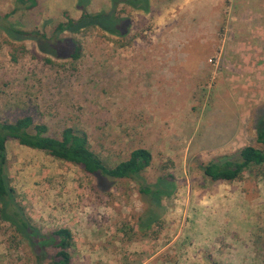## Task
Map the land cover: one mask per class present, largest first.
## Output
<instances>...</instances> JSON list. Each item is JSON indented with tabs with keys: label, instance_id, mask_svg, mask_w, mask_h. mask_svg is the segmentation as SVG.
<instances>
[{
	"label": "rangeland",
	"instance_id": "obj_1",
	"mask_svg": "<svg viewBox=\"0 0 264 264\" xmlns=\"http://www.w3.org/2000/svg\"><path fill=\"white\" fill-rule=\"evenodd\" d=\"M89 1L88 13L109 10L108 0ZM36 2L10 21L49 38L64 14L81 16L77 0ZM263 5L152 0L149 14L119 7L130 14V33L73 35L81 45L75 61L46 55L33 39L13 42L0 30V121L28 115L51 136L74 127L108 163L144 148L153 157L146 181L175 179L161 224L141 233L145 205L134 183L119 180L103 192L77 166L9 142L17 202L40 232L70 229L71 264H264V168L232 183H211L201 172L213 158L256 146L264 116ZM15 7V0H0L1 15ZM0 264H34L4 223Z\"/></svg>",
	"mask_w": 264,
	"mask_h": 264
},
{
	"label": "trees",
	"instance_id": "obj_2",
	"mask_svg": "<svg viewBox=\"0 0 264 264\" xmlns=\"http://www.w3.org/2000/svg\"><path fill=\"white\" fill-rule=\"evenodd\" d=\"M77 2L80 18L73 20L64 14L66 22L57 24L49 38L38 31H24L10 21L15 12L35 8L36 0H15L16 7L11 12L0 14V30L13 42L33 39L37 48L46 55L75 61L80 57L81 45L73 35L96 29L112 37H125L130 33L132 19L130 14L120 12L119 7L142 14H149L152 7V0H108V11L91 14L86 10L89 0ZM66 33L69 36L59 37ZM13 42H8L12 51L17 47ZM12 59H15L14 55ZM9 142L77 166L84 173L96 177L97 187L103 192L109 191L119 180L134 183L145 205L137 223L141 233L161 224L164 214L162 201L173 197L176 191L175 179L170 174L157 178L153 183L146 181L143 173L153 161L147 149H134L126 159L108 163L100 153L91 149L87 134L74 127H64L59 135L51 136L46 124L36 123L28 115L13 121H0V223L8 225L12 239H19L27 245L34 264H71L74 238L66 227L42 233L30 223L8 179ZM255 143L256 146H245L233 155L218 156L201 165L203 176L211 183L239 182L245 174L259 177L264 168V116L257 122Z\"/></svg>",
	"mask_w": 264,
	"mask_h": 264
},
{
	"label": "crops",
	"instance_id": "obj_3",
	"mask_svg": "<svg viewBox=\"0 0 264 264\" xmlns=\"http://www.w3.org/2000/svg\"><path fill=\"white\" fill-rule=\"evenodd\" d=\"M36 1H37V0H36ZM74 3H75V2H74ZM108 5H109V3H108ZM73 6H74V5H73ZM263 7H264V5H263ZM75 10H76V11H79V10L77 9V7H76V4H75ZM172 251H173V250H172ZM172 251H171V252H172ZM200 260H201V258H200L198 261H200ZM175 261H179V260H178L177 258H175Z\"/></svg>",
	"mask_w": 264,
	"mask_h": 264
}]
</instances>
